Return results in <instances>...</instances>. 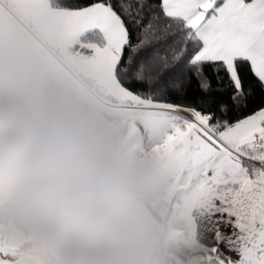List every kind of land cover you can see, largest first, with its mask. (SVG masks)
Returning a JSON list of instances; mask_svg holds the SVG:
<instances>
[{
  "label": "snow or ice",
  "instance_id": "obj_1",
  "mask_svg": "<svg viewBox=\"0 0 264 264\" xmlns=\"http://www.w3.org/2000/svg\"><path fill=\"white\" fill-rule=\"evenodd\" d=\"M52 19L178 187L200 264H264V0H57Z\"/></svg>",
  "mask_w": 264,
  "mask_h": 264
},
{
  "label": "clouds",
  "instance_id": "obj_2",
  "mask_svg": "<svg viewBox=\"0 0 264 264\" xmlns=\"http://www.w3.org/2000/svg\"><path fill=\"white\" fill-rule=\"evenodd\" d=\"M151 162L20 56L0 66V246L15 264H168Z\"/></svg>",
  "mask_w": 264,
  "mask_h": 264
},
{
  "label": "crops",
  "instance_id": "obj_3",
  "mask_svg": "<svg viewBox=\"0 0 264 264\" xmlns=\"http://www.w3.org/2000/svg\"><path fill=\"white\" fill-rule=\"evenodd\" d=\"M53 9L49 0H0V66L14 55L23 57L31 67L45 73L51 82L72 96L83 98L90 104L97 101L92 104L96 111L102 117L115 121L129 147L151 162L150 194L156 205L166 204L173 197L167 219V226L174 229L168 255L182 264L195 256L201 258L178 187L161 173L149 145L141 143L133 134L108 89L88 70L81 49L70 44L61 28L53 22Z\"/></svg>",
  "mask_w": 264,
  "mask_h": 264
},
{
  "label": "trees",
  "instance_id": "obj_4",
  "mask_svg": "<svg viewBox=\"0 0 264 264\" xmlns=\"http://www.w3.org/2000/svg\"><path fill=\"white\" fill-rule=\"evenodd\" d=\"M50 6L55 8L56 7V3L57 0H49ZM90 39H94L92 37H90ZM172 202H173V197L170 198L169 202H168V207L166 212L163 215H159L163 218L162 219V223H164L165 226H167V219L169 218V215L171 213L172 210ZM166 259L168 261V264H178L170 255L167 254ZM193 264H198V263H193Z\"/></svg>",
  "mask_w": 264,
  "mask_h": 264
},
{
  "label": "rangeland",
  "instance_id": "obj_5",
  "mask_svg": "<svg viewBox=\"0 0 264 264\" xmlns=\"http://www.w3.org/2000/svg\"><path fill=\"white\" fill-rule=\"evenodd\" d=\"M69 76V75H68ZM72 78H74V75H70ZM94 103H98L97 101H93V103H91V105L92 104H94ZM98 105H100V106H102L101 104H98ZM93 106V105H92ZM162 205V206H161ZM161 205H157V209H158V212H160V215H163L165 212H166V210H167V207H168V203H166V204H163V203H161ZM174 259V258H173ZM175 260V259H174ZM200 260H201V258L200 257H198V256H195V257H193V259H191V260H189L186 264H193V263H198V264H200ZM178 264H182V263H180V262H178L177 260H175Z\"/></svg>",
  "mask_w": 264,
  "mask_h": 264
}]
</instances>
